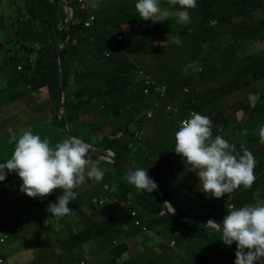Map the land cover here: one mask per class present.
Wrapping results in <instances>:
<instances>
[{
	"label": "trees",
	"instance_id": "1",
	"mask_svg": "<svg viewBox=\"0 0 264 264\" xmlns=\"http://www.w3.org/2000/svg\"><path fill=\"white\" fill-rule=\"evenodd\" d=\"M23 1L26 6L21 9L20 17L16 21L18 28L13 23L9 24L14 29V33L7 29L5 41L16 46L23 44L19 52L26 55L27 60L21 62L16 53L13 54L12 51L7 53L10 50H3L7 61L0 63V107L16 103L25 95L46 91L50 97L47 110L51 111L52 117L31 129L42 138L47 137L54 146L68 137L60 120V62L56 44V33L59 26L58 5L50 0ZM73 3L76 11V24L67 51L65 90L66 105L70 112V127L77 137L90 140L100 148L112 150L119 158L127 160L141 138L142 128L146 125L143 121L149 119L150 110L158 111L159 103L162 102L165 105L167 101L180 108L181 118L185 117V112L187 114L189 110L196 109L204 113L212 121L213 138L216 135L223 136L230 144H235L236 148L244 147L245 139L240 133H234L238 128V131H243L246 127L263 124L264 94L258 96L254 107L252 105L249 107L237 106L236 103L235 106L232 105L234 112L240 109L244 111V114L249 118L248 124L243 119V123H237L236 126L231 125L230 114L226 116L219 112L215 104L218 99L228 97L238 92L242 87L264 81V51L247 55L238 60V53L242 46L264 40V0H197L195 9H187L190 15H196L197 23L194 25L180 23L176 28L166 25L160 27L162 28L161 34H168V40L176 38L178 41L166 44L164 39L159 40L157 36L152 39L147 37L149 42H142L146 44V46H142L143 48L130 42L131 44L124 47L123 50L113 47L111 44L114 39L111 37L112 30L119 27V23L111 18L108 19L107 9L105 11L102 7L97 11L98 15L106 18L102 17L94 27L86 28L85 22L92 14L90 5L89 11H85L79 8V4L75 0ZM258 12L263 15L262 19L250 22ZM61 17L62 24L67 19L63 9ZM194 19L196 18H191V20ZM236 19L244 21L241 20L239 24L233 25ZM0 27H2L1 22ZM68 35V29L62 32L61 41L63 43ZM98 35L103 41L94 43L95 36ZM153 42L156 44L153 45ZM36 44H40L39 50ZM183 45L187 50L185 54L188 53L191 56V62L185 71L184 78L179 80L183 89L179 91L178 86L175 85L177 74L166 64L165 52L169 53L171 66H173V63L177 62V53L175 52L184 51ZM138 49L143 50L142 54L152 56L149 61L154 65L144 68L152 70L156 80L149 71H143L144 74L138 73L137 75L133 73L136 65L128 57V54ZM106 52L110 54L109 57L106 56ZM33 55H37L36 59L32 58ZM198 61H202L204 66L196 65L198 70L194 71L190 64L194 65ZM215 61H221L222 66L212 67ZM21 65L23 70L20 71ZM158 76L162 79V83L157 81ZM146 77H151L158 86H167V94L164 98L156 95L155 91H151L149 95L144 94V89L148 87L145 84ZM220 77H224L226 80L216 86L215 83L219 82ZM200 85L205 86L206 90L197 91ZM28 86H31L32 90H27ZM185 87L191 88L190 94L184 92ZM35 107H31V109ZM161 110H159V114H162L161 117H163V113H160ZM90 116H93V123L89 119L87 120ZM233 117L236 119V116ZM163 126L166 127V123H163ZM231 134L235 135L234 138L231 137ZM252 136L250 133L249 137L252 138ZM127 141L128 143H126ZM6 144L9 151L6 148L0 151V163L11 157L15 147V144H10L9 140ZM89 155L92 161L99 162V168L103 170L104 174L100 180L89 178L85 174V181L74 189L77 196L74 201L70 202L69 207L72 210H78L79 213L85 210L88 213L85 217L88 225L82 233L76 235V239H72L73 241L87 243L101 235L100 244L104 248H110L117 261L128 247L124 242H119L118 247L114 246L117 239L123 241V238L120 237L121 227L126 229L125 223L128 226L126 229L128 230L127 240L134 238V233L140 232V228L134 227L131 217L132 210L137 206L144 209L141 217L144 218V223L153 230L160 229V233H171L174 226L178 225L180 228L175 230L176 234L174 235L179 239L182 236V239L178 241L187 243L189 246L201 237L208 238L206 230L198 229V222L185 226L161 215V198L155 190L152 193L138 191L112 167L111 163L101 161L91 150ZM144 161L147 164L146 169L153 163L158 165L157 158L151 161L148 156H145ZM116 165L119 170L127 172L118 164ZM263 168L264 157L258 161V168L254 171V175L257 177L253 187L236 192L232 198L236 208L254 203L255 199L253 200L252 197L255 192L260 190L262 194L264 193ZM11 174L12 180L7 176L4 181L0 182V206H2L3 200L8 198L9 202L7 203L24 210L21 216L27 223H34V212L45 211L44 205L48 203L45 201L46 198L56 203L58 196L63 194L62 191L56 190L47 197L32 198L36 207L27 209L22 204H29L31 197L25 193L20 195L23 182L17 173L10 172L8 175ZM149 176L154 178L152 174ZM99 183L102 184L99 185ZM160 183L168 197L170 183L163 180H160ZM85 195L92 196V200L87 202L83 199ZM101 198L116 200L118 202L115 205L116 209L112 207L114 204L111 202L104 206H101L99 202L95 203ZM202 201L199 202L197 209L187 206L183 210L178 207L176 202H172V204L181 214H198L203 210L206 211L209 205L212 207L209 214L206 216L203 213L200 216L215 217L216 221L222 224L227 215V209L223 204L214 197L210 199L209 204L203 199ZM120 203L123 205H119ZM179 203L183 205L181 202ZM49 204L52 203H48V206ZM86 206L90 207L92 214L88 212ZM110 210L114 211V214L106 216ZM44 215L45 218L44 216L41 218L43 225L46 224V218H50L48 211H45ZM67 216L59 217L58 220L65 219ZM92 217L100 219L99 223H91ZM132 229L134 232L131 231ZM218 234L222 236V233L218 232ZM44 260L45 264L50 262L48 258Z\"/></svg>",
	"mask_w": 264,
	"mask_h": 264
},
{
	"label": "clouds",
	"instance_id": "2",
	"mask_svg": "<svg viewBox=\"0 0 264 264\" xmlns=\"http://www.w3.org/2000/svg\"><path fill=\"white\" fill-rule=\"evenodd\" d=\"M58 1L62 9L64 6L62 5L60 0ZM75 1L78 3L77 0ZM13 2L14 0H12L10 3L3 4L0 1V5L12 4ZM67 2L74 8L76 24V11L75 6L73 5L74 0H67ZM168 3L171 5L178 4L180 6V9H182L181 11H177L174 13L179 23L190 22V14L187 9H195L197 7V0H168ZM78 4L79 8L85 11H89V5L93 9H96L99 6L98 0H89L88 7L86 8H84L80 3ZM135 8L141 19L145 21L152 20L154 23L169 20V18L173 15L170 10L161 7L160 0H137ZM63 10L67 16V19L61 25H64L68 21V15L65 8H63ZM93 17L95 18L94 20ZM97 22L98 18L96 17V15L91 14L90 17L86 20L85 26L86 28H92L96 25ZM88 23H90L91 25L87 26ZM67 29L70 31V26L68 24L66 25L64 30ZM122 38L123 37L120 36L119 40H122ZM36 45L40 48V44ZM22 46L23 44H20L17 47H19L20 50ZM108 55L110 56L109 53H106L107 57H109ZM36 57L37 55L32 56L33 59H36ZM19 70H23L22 65L19 67ZM133 73L136 75L138 73L144 74L143 70L137 67L135 70H133ZM29 89L32 90V87L28 86L27 90ZM37 94L47 95L46 101L43 102L44 104L41 103L40 105V108L42 110L46 109V111H42V114L40 115L41 117H43L48 114L47 104L50 101V97L46 91H37ZM20 100H18V102ZM218 101L220 102L221 99H218L216 101L215 107H217ZM194 102L195 101H193V103ZM33 104H40L37 96H33L30 106L32 107ZM31 107L30 111H32ZM186 117L188 119L181 121L180 126L179 122H177L178 131L175 132L174 151L184 158L186 164L192 166L191 170L197 172L200 179L199 189L204 193L209 194L210 197H214L218 200L226 194L232 193L233 191L241 187H243L244 189H251L256 180V177L254 175L255 158L253 153L243 146L242 154L240 152H237L234 145L230 144L223 136L216 135L213 138L212 121L209 117L205 116L204 113H202L201 115L194 110H189L187 114L185 112V117H183L182 119ZM8 131L11 134L9 143H14L15 147L11 154V157L8 158L5 162L0 163V182L4 181L10 172L17 173L19 178L23 182L20 191L34 199L47 197L56 190L62 191L63 194L58 196L57 202L49 204L48 206L47 210L52 216L63 217L73 212V210L69 207V204L76 199L77 193L74 191V189L85 181V174H87L89 178H94L96 180H100L103 178L104 173L103 170L99 168V162H94L90 158V145L78 139L80 137H66L62 142H58L53 146L47 137L42 138L41 135L35 134L31 128L22 130L21 133H19V136H17L11 128H9ZM259 135L260 142L264 143V125L261 126ZM75 136L77 137V135ZM87 141L92 142L90 140ZM112 152L116 154L114 151ZM99 159L101 161L103 160L101 158ZM104 161L117 166V163L115 162H110L107 160ZM150 177L148 174V170L146 171L143 168H136L135 171L130 170L129 174L126 177V180L138 191L152 193L154 190L156 191L158 185L153 180L155 178L152 179V177ZM169 191L170 187L168 189V192ZM256 195L258 196V193ZM167 200L172 207L173 204L170 201L169 197H167ZM109 202L114 204L112 207L116 209L115 205L116 203H118L116 200L112 201L110 200V198H101L99 200L101 206H104ZM235 206L227 202V215L222 221V229L220 223L212 220H209L205 224H207L206 226H211L216 231L222 233V237L220 240H222L225 245L231 246L233 245V243H236L237 251L235 253V264H258V262L264 259V201L257 200L256 203L248 204L239 208H236ZM172 209L177 214H181L178 213L176 208L174 209L172 207ZM143 211L144 209L141 206H137L131 212L134 227L140 228V232L138 234L135 233L136 236H134V238L143 233H151V231L153 230L144 223V218L141 217ZM134 213L135 215H133ZM161 215L166 216V214L163 212V208L161 211ZM41 218L42 214L40 212H34V223L37 224L38 221H41ZM50 218H46L47 221L45 225L48 226L50 224L52 225L58 223L57 221H54L53 223L48 222ZM137 221L140 222V225H136ZM196 222H198V229L202 230V223L205 221ZM180 223L187 226L194 222H190L188 224H184L182 222ZM144 228H146V230H144ZM156 230L159 231L160 229ZM6 233L10 235V239L6 243L4 249L0 252V259L4 261L0 264H21V261L28 260L32 257H34V261L32 264H45L44 259L48 257H44L41 260L36 256L28 255V249L32 247L36 248L35 243L33 241H29L28 238H26L27 245L25 246L26 249L22 251V256H19L17 253L14 255L10 254L9 257L4 255V251L10 245L12 237L18 234L22 235L23 231L20 227L14 229L8 228L5 229L4 232H1L0 235ZM160 234H162L161 237L163 238L164 234L159 232V235ZM76 235L73 236L72 239H76ZM26 237L28 236L26 235ZM118 243L119 242H115L114 246L118 247ZM170 245L174 248L176 247V242L172 241ZM126 251L127 250L122 252V255H124ZM122 255H120L119 258ZM132 256H134V254ZM131 258L132 259L130 260V264H134V257ZM82 264L87 263L83 262Z\"/></svg>",
	"mask_w": 264,
	"mask_h": 264
},
{
	"label": "rangeland",
	"instance_id": "3",
	"mask_svg": "<svg viewBox=\"0 0 264 264\" xmlns=\"http://www.w3.org/2000/svg\"><path fill=\"white\" fill-rule=\"evenodd\" d=\"M14 4H7V5H0V18H7V14L6 12L9 11L11 13V17L13 18V25L15 26V19H18V15L20 13V8H22L21 5V0H14ZM160 4L162 8L168 9L170 10L173 15L169 18V20H166L164 22H158V24L156 25V30H155V37L157 36H161V37H166V44L167 43H174L175 41H178V39L176 38H171L170 40H168V34L167 33H163L161 34L162 31V27L163 25H166L168 27H177V24H180L177 20V17L174 15L175 12L177 11H181L180 6L177 5H171L168 3V0H160ZM14 5V6H12ZM131 5L134 4H125L126 10L124 11L125 15H122L119 18H123V17H129V19L132 20L131 17H134L133 15H136L137 17H139L138 12L135 9H130L129 7ZM254 16V15H253ZM196 18L194 20H192L191 25H194L195 23L198 22V18L196 17L195 14H193L192 16H190V18ZM263 15L258 12L255 14L254 17L251 18V21H255V20H260L262 19ZM139 21L141 22H149L150 20H143L141 18H137ZM244 21L243 19H236L235 24L233 25H237L240 22ZM151 25V24H150ZM161 34V35H160ZM112 38H114L112 40V44L113 47L116 48H121V41L120 39V31L119 28L115 31H112ZM164 43V44H165ZM14 46H16L15 44H13ZM35 45V44H34ZM37 46V45H36ZM3 47H5L4 44H0V49H2L3 51ZM32 47V46H30ZM184 51L181 52H175L177 53L176 57H177V62L173 63V66H171V58L169 56V53L165 52V62L168 66H170L169 68L171 70H175L177 76L175 79V85L178 86V90L182 91V87L179 83V80L181 78H184L185 76V71L189 68V63L190 61V54H185L186 53V47L183 45ZM13 54H17V56L20 58V61H26V55L20 53L19 49L16 50L14 49V47L11 48ZM37 49L39 50V47H37ZM264 51V40L263 41H258V42H254L251 44H248L247 46H242L241 51L238 53V60L250 55V54H254L256 52H261ZM132 54V56H131ZM128 57H131V59H133L135 65L137 67H140L141 70L143 71H149L152 75H153V71L152 70H147L146 68H150L153 64V62L149 61V58H151L152 56H150L149 54H142V53H134V51H132L130 54H128ZM4 65V64H3ZM196 65H203L202 61H198L195 62L194 65L190 66L193 68L194 71H197L198 68ZM204 66V65H203ZM222 66V62L221 61H215V63L213 64L212 67L214 68H219ZM153 78L156 80V77ZM226 78L224 77H220L219 78V82H216L215 85H219L222 82H225ZM157 81H159L160 83H162V79L158 76L157 77ZM262 84V82L260 83H251L249 84L248 87H242L238 92H235L232 95H229L228 97H225L223 99H221V101L217 102V107L219 109V111L221 113H223L224 115H229L231 113V106L234 105L236 102H243V103H249L250 105H253L256 102V99L258 98V96L261 93H264V89L263 91L260 93V91L262 90V88H260V85ZM211 86V85H209ZM167 88V86H165ZM199 89L197 91H204L206 90V87L203 85H200L198 87ZM203 88V89H202ZM184 92L186 94H190L191 93V88L189 87H185L184 88ZM32 96H40L41 94H31ZM32 100V98H31ZM164 101V100H162ZM194 101V100H193ZM44 104V103H43ZM37 105L40 104H33L32 107H35ZM170 106L172 110H167V107ZM157 108H160L159 110L160 113H163V117L162 114H159V110L158 111H153L150 110L153 114L152 118L149 119H144L143 123H146V125L142 128V135L140 140L138 141L137 146H135V149L129 154L128 159L126 160L128 163L136 166L137 168H143L146 169V165L147 164H143V162H145L143 159L145 158V156L149 157V160L153 161L154 159L157 158V164L158 166H156L155 163H153V165L151 167H149L147 170L148 174H152L154 176V178H158L156 177L157 175L160 177L161 180H163L164 182H170V181H174L176 176H177V172L176 170L172 167L171 164H169L167 159L161 158L160 155L166 152H168L171 155V159H175L176 157H178V154L174 151L175 150V141L173 140V138L175 137V135L173 136L175 130L178 131L176 129L177 127V122H179L180 120H182L180 114H176L173 109L175 108L174 104L171 102H168L164 105L162 102L159 103V106ZM164 108V109H163ZM42 111H46V109H43ZM165 111V112H164ZM195 112L202 114L201 111H197L196 109H194ZM32 118H26V120H24L25 125H28L27 128H32L33 126H37L39 125L41 122L43 121H47L52 117V113L50 110H48V114L46 116L41 117L40 116V108L39 106L35 107L34 109H32ZM93 117V116H92ZM92 117H88L87 120L89 119V121H91V123H93V119ZM243 114H237L236 115V119L237 121L234 122L235 118L230 115L229 119H230V123L233 126H236L237 123H243ZM164 119V120H163ZM167 120V121H166ZM156 126L157 124L161 125V128L164 127L163 123H166V127L167 128V134L166 136L163 134L161 135V132H158V137L155 138V122ZM171 122V123H170ZM86 123V120H85ZM21 126H24L22 124H20ZM160 130V128L158 129ZM161 131V130H160ZM164 133V132H163ZM7 134H9L11 136V134L9 132H7ZM16 135H18V133H16ZM0 151L3 150L4 148H6V150L9 147H6V142L7 140H10V137L8 138L7 136H4L2 133L0 134ZM156 139V140H155ZM147 143L150 146H153V144H155V148L151 147L150 149H148V151H146V148H142V144ZM142 143V144H140ZM9 151V149H8ZM137 154L139 155L137 157ZM113 168H115V170H117V172H119L124 179L127 177V175L129 174V172L124 168L127 172L121 171L119 170V168H117L114 164H111ZM191 165H189V168L186 169L187 173H190L189 171L191 170ZM193 171V170H192ZM262 171H264V169H262ZM196 172V171H194ZM11 180H12V174L11 175H7ZM158 181V179H156ZM98 183V182H96ZM102 183H99V185H101ZM24 193L22 192L20 195H23ZM87 202H90L92 200V196L89 195H85L84 198ZM46 202L48 203H54L53 201H49L47 200V198L45 199ZM9 202L8 198L3 200L2 206H0V233L4 232L5 229H14L17 227H20L23 231L22 235H15L12 237L11 239V243L10 245L7 247V249L4 251V255L8 256L10 254H18L19 256H22V251L26 249V238H28L29 241H33L34 243H39L40 246L42 247H32L30 249H28V255L29 256H36L39 259H43L44 257H48L51 259L52 263H57L56 260H58L60 258V251L62 249H64L65 244L63 241H68L70 242V240H72V237L75 236L76 231L74 230L73 226H70L71 230H67L66 226H65V222L68 223V221L70 223H72V225L74 223L77 222H81V221H85V217L88 213L85 212V210L81 213H79L78 210L73 209V212L71 214H69L65 219L61 218L60 220H58L57 224H50V225H43L41 223V221H38L37 224L35 223H27L24 221V219H22V212L24 211L22 208L18 209L15 206H13ZM99 200H97L95 203H98ZM48 203L44 205L45 207V211H48ZM117 204V203H116ZM25 208H34L36 207V203L32 200V198L29 200V204L27 203H23L22 204ZM119 205H123V203H120ZM87 207V206H86ZM36 209V208H35ZM34 209V210H35ZM88 210V212L90 214H92V210L90 209V207L86 208ZM197 209V208H194ZM45 211L41 210L40 213L42 214V216L45 217ZM205 210L201 211L198 214L195 215H201ZM210 211L207 210V212L205 214H209ZM114 212H112L111 214H113ZM48 214L49 211H48ZM111 214H108L106 216H109ZM50 218L48 220V222H54L55 220L59 219V217L56 216H52L50 214ZM100 221V219H98L97 217H92L91 219V223L93 224H98ZM196 223V222H194ZM83 224V223H82ZM80 224V225H82ZM75 225V228L77 229V232H80V226ZM85 227H87L88 225V221L86 220L84 222ZM82 227V226H81ZM70 232V235L67 237L66 233ZM79 234V233H78ZM164 234V238L167 241L168 237H171V240H181L179 239V237L175 236L172 233L166 232L163 233ZM26 235L28 237H26ZM159 235V231L154 229L151 231V233H143L141 234L139 237L145 241V242H150L152 241L153 238H157ZM72 242V241H71ZM181 243L183 244V242L181 241ZM111 252V249H107L105 248L104 253L102 256H99L98 258H93L91 257V255H88L87 252H85V250L80 251L78 254H76L77 259L83 257L86 258L90 264H121L123 262L124 259H118L117 261L115 260L114 256ZM72 252H68V255H70ZM109 253V254H108ZM185 256L187 257V260H191L192 255H193V248L192 246L188 247L185 250ZM80 255V256H79ZM71 256V255H70ZM34 258V257H33ZM157 259V254L155 253V249L154 248H148L146 245H144L143 249H140L139 251H135L134 252V264H154L155 260ZM235 260H236V256H233V258L229 259L226 261V264H235Z\"/></svg>",
	"mask_w": 264,
	"mask_h": 264
},
{
	"label": "crops",
	"instance_id": "4",
	"mask_svg": "<svg viewBox=\"0 0 264 264\" xmlns=\"http://www.w3.org/2000/svg\"><path fill=\"white\" fill-rule=\"evenodd\" d=\"M136 2L137 0H98V4H99L98 8L96 9L91 8L90 10L91 13L96 15L98 20H100L102 17L104 18L105 16L98 15L97 11L103 7L105 11L107 9L106 13H107L108 19L111 18L112 20H116V23H119V27L115 28L112 31H115L119 28L120 36L123 37L122 40H120L121 46H122L121 48H119L120 50H123L124 47H128V45L131 44L130 42H133L138 47L143 48L142 46H146V44H143L142 42H149L147 41V37H150L151 39L155 37V30L157 28L156 25L158 24V22L154 23L152 20H150L149 22H141L137 19L140 17H137L136 15H133L134 17H131L132 20L129 19V17H123L119 19V17H121L122 15H125L124 13V11L126 10L125 4H129V3L134 4V5H131L129 8L131 10L132 9L136 10L135 8ZM21 5H22V8L20 9H24L25 8L24 6H26L25 1L21 0ZM20 13H21V10H20ZM20 13L18 15V18L20 17ZM6 14H7L8 19L0 18V22L2 23V27H0V44L1 43L4 44L5 47H3V50H10L7 52L9 53L12 51L11 49L12 47H14V49L16 50H18L19 47L14 46L13 44L5 41V38H6L5 31L7 29H9L12 33H14V29H12V27L9 26V24H12L14 20L11 17V13L9 11H7ZM16 21L17 19H15V23ZM188 23H192L191 18H190V22ZM15 26L16 28H18L17 25ZM158 38L159 40L164 39L165 42L167 40L166 37L158 36ZM102 41L103 39L99 37V35L95 36L94 43L102 42ZM111 44H112V41H111ZM155 44L156 42H153V45ZM134 52L142 53L143 50L138 49ZM129 58L131 59V57ZM4 61H7V58L4 57V52L2 51V49H0V63H3ZM137 68L140 69V67H137ZM260 88H262V90L260 91L261 93L264 89V81H262ZM262 94L264 93H261L260 95ZM31 98H33V96L28 94V95H25V97H23L16 104L10 103L8 104V106L0 107V134L2 133L4 136H7L9 138L10 135L7 134V132H9L8 131L9 128H11L14 133H18V134L21 133L22 130H25V128H27L28 125H25L24 120H26V118H32V112L30 111V107H31L30 104L32 102ZM37 99L40 101V105H41V103L46 101L47 95L42 94L40 96H37ZM40 105H38L39 108L41 107ZM235 105L237 106L242 105L244 107H249V103L245 104L240 101L236 102ZM254 105L255 103L252 105V107H254ZM234 106L233 107L231 106L230 115L233 114V116H236L237 114H240V115L243 114L242 119H245V122L248 124L249 118L244 114V111L240 109L239 111L234 112L233 111ZM41 114H42V109L40 108V115ZM236 121L237 119L234 120V122ZM156 123L157 121L155 122V126H156ZM20 124L24 126H21ZM262 125H264V121H263V124H261L260 126L246 127L244 128L243 131H238L239 130L238 128L234 132L235 134L240 133L243 137H245L243 141L244 147L247 148L250 152H252L255 158L254 171L257 170L258 168V161L264 157V143L260 142V135H259L260 128ZM159 128L161 131L158 130ZM164 131L165 133H163ZM158 132H161V135L164 134L166 136L167 128L165 127L161 128V125L157 124V126L155 127V138L158 137ZM175 132L173 136L175 135ZM250 133H252L253 135L252 138L249 137ZM234 136H235L234 134H231L232 138H234ZM173 140L175 141V137L173 138ZM256 141H259V142H256ZM126 143H128V141ZM232 145H234L237 152H240L242 154V147L236 148L235 144H232ZM151 147L155 148V144H153V146H150L145 142L144 144H142V148H146V151H148V149H150ZM138 156L139 155L137 154V157ZM160 157L167 159L169 164H171L172 167L177 172V176L175 180L169 182L170 191H169L168 197L171 202H176L178 207H180L183 210L186 209L187 206H189L190 208H199V202H203L202 199L207 204H209V201L210 199H212V197H210L209 194L204 193L203 191L199 189L200 179L198 177L197 172H194L192 170L189 171L190 173L186 172V169L189 168V165L185 163L184 158L181 155H178V157H176L175 159H171V155L168 152L166 153L163 152V154H161ZM143 164H145V162H143ZM156 177H158L156 178L158 179V181L161 180L158 175ZM255 177H257V175ZM242 190H244L243 187L233 191L232 193L226 194V195L233 198L236 192H239ZM257 193H258V196L256 195ZM252 198L253 200L255 199L254 203H256L257 200L264 201V193L262 194L261 191L259 190L254 193V196ZM179 202H181L183 205H181ZM172 207L175 209V205H172ZM206 208H207V205H206ZM211 209L212 207L208 205V208L206 209L205 213L207 212V210L211 211ZM112 212L114 211L110 210L106 215L111 214ZM207 215L208 214H206V216ZM213 218L215 219V217ZM55 221L58 222V219ZM205 223L206 221L202 223V230H206L205 232L207 233L208 238L201 237L197 239V241L191 245L193 248V255H192L191 260H187V257L185 256V253H184L185 250L188 247H190L189 244L187 243L182 244L180 241L171 240V237H168L166 241L164 236L163 238L161 237L162 234L158 235L156 239L153 238L152 241L148 243L143 241L139 237L140 235H138L137 237L133 239L127 240L128 230L126 229H128V226L125 223V226L127 228L125 229L122 226L120 229L122 232L120 237L123 238V241H120L119 239L116 240L117 242H124L126 246L128 245L126 253L119 258V259H124L121 264H130L131 263L130 260L132 259L131 257H134L132 256L134 252L139 251L140 249H143L144 245H146L148 248L155 249V253L157 254V259L155 260V264H226L227 260L235 256V253L237 251L236 243H233V245L231 246H227L224 244L223 245L224 247H223L222 246L223 241L220 240L222 237L221 234H218V231H216L213 227L206 226L207 224ZM64 224L67 230H71L70 226H73L74 230L76 231L75 234H78V233L80 234L86 229L83 221L81 222L76 221V223H74L73 225L72 223H66V222ZM78 224L79 225L82 224L79 226L80 232H77V229L75 228V225H78ZM178 228H180V226L176 225L170 232L172 234H176L175 230ZM131 231L134 232L133 229ZM69 235H70V232H67L66 236L68 237ZM134 236H136L135 233H134ZM101 239H102V236L99 235L98 237L93 238L90 242H87V243H79L73 240H70V242L72 241V243L68 241H63L65 244V247L64 249L60 251V258L56 260L57 263L55 262L53 264H82L83 262L90 264L86 258L81 257L77 259L76 254H78L80 251L85 250V252H87V254L91 255V257L93 258H98L99 256H102L105 248L100 244ZM172 241L176 242V247L174 248L171 247L170 245ZM35 245H36V248L42 247L39 245V243H35ZM71 249H72V253L70 254L71 255L70 256L68 255V252L71 251ZM33 261L34 259L32 257L28 260L21 261V264H32ZM49 261L50 262L48 264H51L52 261L50 259ZM258 264H260V262H258Z\"/></svg>",
	"mask_w": 264,
	"mask_h": 264
},
{
	"label": "water",
	"instance_id": "5",
	"mask_svg": "<svg viewBox=\"0 0 264 264\" xmlns=\"http://www.w3.org/2000/svg\"><path fill=\"white\" fill-rule=\"evenodd\" d=\"M55 1L58 4V10H59V15H58V29H57V34H56V43L57 47L59 50V62H60V76H59V93H60V113H61V122L64 127V130L67 134L68 137H76L70 126H69V110L66 105V90H65V75H66V65H67V51L69 47V43L72 38V33L74 30V25H75V13H74V8L72 5H70L67 0H60L62 5L64 6L66 13L68 15V21L64 24L61 25L62 22V17H61V5L58 0H51ZM70 26V31H69V36L68 39L65 43L61 42V33L66 27V25ZM85 142L86 144L90 145V150L94 151L99 158L107 161H112L120 166L124 167L128 172L135 171L137 168L136 166L128 163L126 160L120 159L116 154H114L112 151H107L102 148H99L96 146L94 143L89 142L83 138H78ZM150 177V176H149ZM151 178V177H150ZM153 179V178H152ZM156 184L158 185V188L156 191L158 192L160 198H161V203H162V208L163 212L166 214V216L172 218L173 220H177L179 222H182L184 224H188L190 222H196V221H206L208 222L209 220L217 222L215 219L211 217H201V216H196V215H191V214H177L171 207V204L167 200V197L165 195V192L163 190L162 185L160 184L159 181L153 179ZM219 223V222H217ZM221 229H222V224H221ZM260 264H264V259L260 261Z\"/></svg>",
	"mask_w": 264,
	"mask_h": 264
},
{
	"label": "built area",
	"instance_id": "6",
	"mask_svg": "<svg viewBox=\"0 0 264 264\" xmlns=\"http://www.w3.org/2000/svg\"><path fill=\"white\" fill-rule=\"evenodd\" d=\"M3 4L6 3H10L12 0H0ZM78 3H80L84 8L88 7L89 4V0H77ZM95 18L93 17V20ZM91 24L88 23L87 26H90ZM109 56V55H108ZM145 84L148 86L145 89V94H149L151 91H155V94L158 95L160 98H164L167 94V88L165 86H158L156 84V82L151 78V77H146V82ZM167 110H172L170 106L167 107ZM173 111L176 114L180 113V109L178 107L175 106V108L173 109ZM192 113V112H191ZM153 116V114L151 112L148 113V117L151 118ZM188 119L187 117L180 120L179 121V126H180V122ZM220 202L223 204V206L226 208V204L227 202L232 204L233 206H235V204L233 203V200L231 198H229L228 196H223L222 198L219 199ZM236 207V206H235ZM227 209V208H226ZM135 215V213L133 214ZM136 225H140V222L137 221ZM144 230H146V228H144ZM10 239V235L9 234H2L0 235V252L4 249L6 243L8 242V240ZM174 244V243H173ZM4 262L3 260L0 259V263Z\"/></svg>",
	"mask_w": 264,
	"mask_h": 264
}]
</instances>
